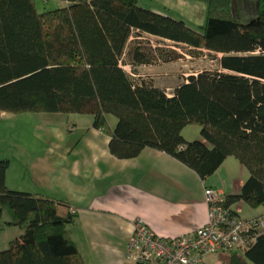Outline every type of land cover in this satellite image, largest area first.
<instances>
[{
	"label": "trees",
	"instance_id": "16d2710c",
	"mask_svg": "<svg viewBox=\"0 0 264 264\" xmlns=\"http://www.w3.org/2000/svg\"><path fill=\"white\" fill-rule=\"evenodd\" d=\"M59 1L39 9L36 0H0V117L2 112L89 114L92 126L108 132L116 157L154 147L201 179L233 155L249 171L239 190L208 187L219 192L231 215L264 216V0H257L258 14L248 22L235 17L233 0H205L200 29L140 0ZM144 35L160 41H146ZM186 53L215 64L186 76L181 72L171 88L140 68L176 62ZM109 114L117 118L113 128ZM188 123L198 124L210 143L186 139L182 128ZM8 166V157L1 156L0 219L6 209L5 223L23 232L0 249V264H87L71 234L76 208L64 198L9 186ZM239 199L262 205V211L240 215L233 207ZM207 222L206 212L203 225L173 237L146 226L172 246ZM243 233L242 248L205 254L200 264H264V228L256 221ZM127 242L124 264H152L144 257L129 259Z\"/></svg>",
	"mask_w": 264,
	"mask_h": 264
},
{
	"label": "crops",
	"instance_id": "0c3cea01",
	"mask_svg": "<svg viewBox=\"0 0 264 264\" xmlns=\"http://www.w3.org/2000/svg\"><path fill=\"white\" fill-rule=\"evenodd\" d=\"M37 2L52 5L61 1ZM148 7L158 12L167 11L155 4ZM170 63L173 61L140 68L153 73L161 84L159 79L167 77L161 74ZM85 118V126L74 122L70 128L54 129L49 134L48 131L39 133L46 127L35 125L34 130L48 142L43 150H38L43 154L35 156L33 165L29 164L33 157L1 156L9 159L6 171L9 186L64 198L76 208L77 220L70 225L71 234L87 264H124L125 246L136 216H142L157 234L168 237L191 232L204 224L207 208L203 181L193 169L165 151L149 146L136 156L116 157L108 147V132L92 126V120ZM55 130L63 134L57 137ZM11 158L18 161L13 165ZM43 163L54 169L53 174L45 175L54 181L53 193L43 189L44 176H39ZM242 179H222L223 184L218 186L215 181V184L209 183L223 192H232L239 190ZM25 182L29 185L23 186ZM31 183H35L33 188ZM236 204L233 207L237 210Z\"/></svg>",
	"mask_w": 264,
	"mask_h": 264
},
{
	"label": "rangeland",
	"instance_id": "374dc122",
	"mask_svg": "<svg viewBox=\"0 0 264 264\" xmlns=\"http://www.w3.org/2000/svg\"><path fill=\"white\" fill-rule=\"evenodd\" d=\"M141 4H145L146 6H150L155 4L157 6H162L166 8L170 14L183 18L185 22L193 28L200 29V25H202L206 20L207 15V2L205 0H140ZM37 7L42 9V4L37 2ZM50 8V7H47ZM166 11V12H167ZM232 11L235 17L240 22H248L252 18H254L258 14L257 9V0H233ZM143 38H146V41H152L154 43L159 42V38L155 36L144 35ZM145 40V39H144ZM164 45L172 44L171 41H161ZM177 45V44H176ZM179 49L183 51L184 46L179 45ZM178 48V47H177ZM185 51V50H184ZM186 57L180 58L179 61L170 63V66L165 68L162 72V76H167L165 78L161 77L159 81L163 84H166L169 88L178 80L179 74L181 72H190L196 71L200 68L206 66L214 65V61H211L209 57H191L188 53H186ZM158 67V66H157ZM161 68L164 67L160 66ZM88 117L92 120V115L89 114H81V113H65V112H23L13 114L11 112H2L0 117V156L2 155H18L20 157L25 156L26 158H31V162L29 164H34V161L37 157H35L38 153L40 155L43 152H39L38 150H43L47 145V140L43 139L35 130L34 126L42 125L46 128H41L39 133H45L48 131L51 133L54 129L64 128L70 124H75L77 122L80 126H85L86 118ZM109 128H113L117 118L116 116L109 114ZM77 126V125H76ZM63 134L59 130H55V135L57 137ZM182 134L186 139H202L203 141L210 143L201 133L200 126L195 123H188L182 128ZM53 145V143H52ZM38 151V152H37ZM37 152V153H36ZM36 153V154H35ZM13 165L17 158L12 159ZM42 163V162H40ZM32 164V165H33ZM222 165V164H221ZM219 170H217L213 176H209L206 179H202L203 188L211 186L213 184L220 185L221 180L229 179L237 181L239 178H243L240 186L246 179L249 174V171L245 165H243L236 157L233 155L229 156L227 162H224ZM230 166V167H227ZM40 167V165H39ZM41 174L39 176H44L43 181L45 180V186L43 189L49 193H53V188L55 187L54 181L51 178H45V175L48 173L53 174L54 169L50 168L43 163L41 166ZM38 178V177H37ZM215 181V182H214ZM211 182V183H209ZM42 184V183H40ZM40 184H37L40 185ZM29 185V183H28ZM25 182V185L28 186ZM35 183H31V188H33ZM237 191V190H236ZM220 192H223L222 189ZM206 200V199H205ZM236 208L240 210L239 214L242 216H247L248 214H252L255 212H259L262 208V205L252 206L249 203L245 202L243 199H239L236 201ZM206 204V201H205ZM207 208V205H206ZM208 213V211H207ZM136 219L144 220L142 216H136ZM8 219V212L5 209L3 211L2 218L0 219V223L2 227L0 228V249L6 248L10 239L15 236L20 235L23 230L17 226L12 225L9 226L5 223V220ZM145 224V220L143 221ZM147 225V224H146ZM133 222H132V230H133ZM131 230V231H132ZM110 241L113 242L112 237H110ZM126 247V246H125ZM223 256V255H221ZM219 256L218 260L221 259ZM212 258V257H211ZM247 264H255L254 262L247 260Z\"/></svg>",
	"mask_w": 264,
	"mask_h": 264
},
{
	"label": "built area",
	"instance_id": "2783aa9c",
	"mask_svg": "<svg viewBox=\"0 0 264 264\" xmlns=\"http://www.w3.org/2000/svg\"><path fill=\"white\" fill-rule=\"evenodd\" d=\"M204 192L208 211L206 226L191 233L193 236L182 235L170 246L158 237H153L144 220L135 218L132 234L127 242L126 256L131 260L144 257L152 264H200L205 254L242 248L246 242L243 232L248 231L256 221L264 228V216H233L228 208L219 202L220 191L205 187ZM157 257L160 259L156 260Z\"/></svg>",
	"mask_w": 264,
	"mask_h": 264
}]
</instances>
